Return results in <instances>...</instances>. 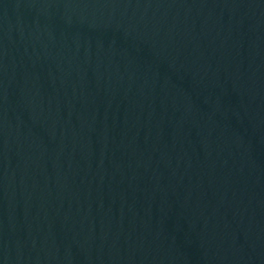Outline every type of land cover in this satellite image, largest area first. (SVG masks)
<instances>
[{"label": "water", "instance_id": "obj_1", "mask_svg": "<svg viewBox=\"0 0 264 264\" xmlns=\"http://www.w3.org/2000/svg\"><path fill=\"white\" fill-rule=\"evenodd\" d=\"M0 264H264V0H0Z\"/></svg>", "mask_w": 264, "mask_h": 264}]
</instances>
